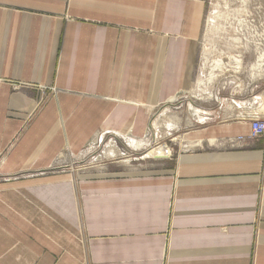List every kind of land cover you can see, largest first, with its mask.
<instances>
[{
    "label": "crops",
    "instance_id": "0c3cea01",
    "mask_svg": "<svg viewBox=\"0 0 264 264\" xmlns=\"http://www.w3.org/2000/svg\"><path fill=\"white\" fill-rule=\"evenodd\" d=\"M205 8L0 0V264H264V106L233 99L157 169L51 170L197 83Z\"/></svg>",
    "mask_w": 264,
    "mask_h": 264
},
{
    "label": "rangeland",
    "instance_id": "374dc122",
    "mask_svg": "<svg viewBox=\"0 0 264 264\" xmlns=\"http://www.w3.org/2000/svg\"><path fill=\"white\" fill-rule=\"evenodd\" d=\"M204 2L197 83L152 108L143 134L98 131L82 152L63 151L52 171H108L117 163L135 171L157 169L159 157L180 151L190 129L223 121L224 105L233 99L264 106V0ZM45 103L39 102L24 127L34 122Z\"/></svg>",
    "mask_w": 264,
    "mask_h": 264
},
{
    "label": "built area",
    "instance_id": "2783aa9c",
    "mask_svg": "<svg viewBox=\"0 0 264 264\" xmlns=\"http://www.w3.org/2000/svg\"><path fill=\"white\" fill-rule=\"evenodd\" d=\"M249 119L251 126L250 137L264 138V118L260 117L259 115H256ZM167 155H169V153Z\"/></svg>",
    "mask_w": 264,
    "mask_h": 264
},
{
    "label": "bare ground",
    "instance_id": "6f19581e",
    "mask_svg": "<svg viewBox=\"0 0 264 264\" xmlns=\"http://www.w3.org/2000/svg\"><path fill=\"white\" fill-rule=\"evenodd\" d=\"M110 149V148H109ZM111 151V150H110ZM113 151V150H112ZM115 153H116V151H115ZM110 155H111V153H110Z\"/></svg>",
    "mask_w": 264,
    "mask_h": 264
}]
</instances>
